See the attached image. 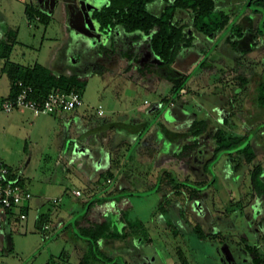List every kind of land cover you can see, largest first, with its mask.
I'll use <instances>...</instances> for the list:
<instances>
[{
    "label": "rangeland",
    "instance_id": "1",
    "mask_svg": "<svg viewBox=\"0 0 264 264\" xmlns=\"http://www.w3.org/2000/svg\"><path fill=\"white\" fill-rule=\"evenodd\" d=\"M247 1H216L233 19L238 14L235 21L241 24L242 36L228 29L207 35L195 31L193 47L185 49L181 59L171 63H161L151 52L148 36L139 32L125 33L121 27L118 32L109 33L100 49L91 37L79 36L75 41L74 33L67 28L61 0H0V8L22 37L13 45L11 61L22 68L38 62L53 70L55 59L65 47L74 46V52L82 53L83 58L78 65L72 68L68 65L63 72L87 73L85 85L79 87L84 101L78 108L80 113L98 118L96 108L101 105L103 115L100 118L109 119L114 126L108 129H113L119 137L125 133L126 126L141 124L137 116L143 119L145 126L136 139L127 137L125 143L112 146L107 142L114 174L119 164L134 166L135 172L136 169L144 171L143 177L151 182L159 179V184L163 178V185L189 186V192L197 194L199 201L202 185H209L206 204L209 203L215 214L220 210V215L232 221L237 231L231 230V233L244 228L250 235H256L254 228H260L264 222L263 206L252 177L256 166L264 171V128L257 129L264 125V105L258 103L259 84L264 79V36L256 31V26L261 25L264 30V14L245 8ZM28 5L44 8L50 17L45 22L29 18L25 11ZM159 7L160 1L156 3V8ZM176 16L188 25L191 23L192 14L185 9L177 11ZM181 81L178 93L174 92ZM0 82L7 83V77ZM142 106L149 110H143ZM179 106L186 111L184 115L176 112L174 107ZM71 112L37 115L27 108L0 109V160L19 178V185L32 194L21 206L0 207V264H65L63 252L59 254L66 243L69 245L64 236L72 234L86 238L78 229L86 227L92 217L101 221L100 207L107 205V212L114 210L115 200L108 199L110 195L105 194L91 203L89 212L80 205L91 194L92 187L104 190L110 184L109 174L103 173L93 186H89L76 174L63 178L62 171L55 168L64 149L72 148L63 137V125L67 122L59 116ZM166 118L181 119L167 123ZM151 125L153 130L148 136L146 131ZM176 126L181 128L183 136L179 144L173 146L179 159H174L175 152L172 153V148L156 135L167 137L168 130L173 128L174 131ZM192 126L203 128L196 136L203 142L189 152L182 151L183 144L188 141L185 133ZM218 127L237 135L229 137L228 132H223L222 144L229 147L220 151L215 150L213 137ZM141 135L148 136L146 147L150 156L139 159L140 165L137 143ZM245 135L251 136L244 151L253 149L252 159L236 151L222 153L244 143ZM162 165L169 174L161 171ZM173 171L174 181L170 176ZM73 189H80L82 194H74ZM53 198H58V203L53 202ZM21 212L26 214L25 218L20 217ZM170 220L164 218L161 227L165 228ZM45 224L48 228H44ZM224 233L221 235L228 234ZM169 235L172 244H184L183 232H170ZM248 250L256 253L257 247L249 246Z\"/></svg>",
    "mask_w": 264,
    "mask_h": 264
},
{
    "label": "crops",
    "instance_id": "2",
    "mask_svg": "<svg viewBox=\"0 0 264 264\" xmlns=\"http://www.w3.org/2000/svg\"><path fill=\"white\" fill-rule=\"evenodd\" d=\"M61 1L67 16V28L74 33V40L76 41L79 36L89 38L90 36L86 33V30L90 29V26L81 17L77 0ZM34 8L44 12L47 18L50 17L49 12L44 8ZM35 18L40 20L38 16ZM21 39L19 29H15L10 25L6 13L0 8V69L2 70L0 80L3 77L8 79L7 83L0 82L1 98L7 97L11 90V81L5 71V64L7 61H11L9 56L13 45ZM73 48L74 46L70 47V45L65 47L60 57L55 59L53 71L64 73L63 71L69 67L72 68L74 65H78L77 63L82 60L83 54L81 53L82 57H80V53L74 52ZM75 74L87 75L86 72H75ZM144 108L143 110H149L146 107ZM174 108L176 112L182 115L186 112L181 106ZM60 114H63V112ZM59 116L64 118L63 122H67V125H63L65 130L63 137L66 144H69V148L71 146L72 148L70 150L64 149L57 158L55 168L62 171L63 178H69L71 175L76 174L78 177L85 179L89 186H93L92 184L97 181L100 175L110 171L111 174L107 178L110 184L104 190L102 187H97V189L92 187L91 194L85 197L80 205L83 207L88 200L102 194L110 195L108 199L116 202L113 207L114 210L106 211L104 218L101 219L105 220L109 225V229L115 233L96 239L94 248H92L88 238H81L72 234L71 236H64L69 240V245L66 243L59 254L63 252L65 264H264V222L262 221L260 228H254L256 235H250L244 228L241 232L231 233V230L236 229L232 221L229 222V218L220 215V210L215 214V210L209 208V203L206 204L209 196L207 189L209 185H202V197L199 201L197 194L189 192V186L163 185L162 177L159 184V179L151 182L143 177L142 173L144 171L136 169V173L134 166L124 167L123 163L122 165L119 164L115 170L116 177L114 176L113 164L110 159L111 150L107 142H110L112 146L125 143L123 141L127 140V137L133 140L136 139L145 126L141 117L137 116L136 118V120L141 121L139 122L141 124L135 122L137 123L136 126H126V129L124 128L125 133L119 137V134L113 132V129H108V126L112 125L108 121L109 119L100 118L101 116H98V119L93 117L92 114L91 116L85 113L82 114L78 109L71 112L70 115ZM177 119L181 118H168L167 123ZM95 121L98 123H95ZM260 128H264V125L257 129ZM172 129L168 130L167 137L163 136L161 138L159 133H156V135L161 141L163 139V143L172 148L170 150L172 153L175 152L172 155L174 159H179L180 157L176 154L177 151L174 147L179 144L183 136L181 135V128L176 126L174 131ZM152 130L153 125L149 126L146 131L148 136ZM148 136L143 135L137 143V156L140 165L141 161L139 159L150 156L148 147H146ZM119 145L117 147H120ZM142 148L143 152L144 150L147 152L143 153ZM156 159L158 158L156 157ZM160 169L163 170L164 174H169L165 165L160 166ZM174 171L170 176H174ZM184 171L186 170L184 169ZM212 172L214 173V171ZM213 177V179L216 178L215 174H213ZM118 178L120 179L118 180ZM261 178L264 182L263 169ZM259 195L263 206L261 214L264 215V193ZM119 198L121 199L119 200ZM86 206L88 205L86 204ZM156 215L159 216L156 218ZM199 216H202V218ZM167 217L171 218V223H165V228H162L161 225L163 224L161 223ZM93 221L99 220L96 218L88 221L87 224H91ZM249 221L251 222L250 219ZM196 228L201 231V235L198 234ZM169 231L172 233L183 232L185 234L182 240L184 244L182 246L172 244ZM224 231L228 233L226 236L221 235ZM249 246L257 247L256 253L249 251ZM145 249H148V251H145ZM51 255L55 256V254Z\"/></svg>",
    "mask_w": 264,
    "mask_h": 264
},
{
    "label": "trees",
    "instance_id": "3",
    "mask_svg": "<svg viewBox=\"0 0 264 264\" xmlns=\"http://www.w3.org/2000/svg\"><path fill=\"white\" fill-rule=\"evenodd\" d=\"M123 1L128 4L127 10H124V6H121L118 7L120 10L116 12L113 11L110 6L107 8L106 13H104L103 16H100L101 21L103 24L120 23L126 30L140 29L145 34H149L152 52L163 61L161 63L173 60L176 52L181 47L189 46L193 38L192 35L188 36L185 30H182V28L171 23V11L176 6L187 9L192 13L193 25L195 29L202 34L207 35L228 29L238 36L243 35L240 22L235 21L237 16L233 19L225 8L217 5L216 0H174V5L167 8L163 17L154 16L145 10V3L149 0ZM116 7L117 6H115V8ZM244 7L250 9L254 13L264 14V0H251L250 5H248L247 1L244 4ZM25 11L29 18L38 16L39 19L44 22L48 20L44 12L38 8H34L32 5H28ZM260 26L257 24L256 31L264 36V30L261 29ZM262 26L264 27V17L262 20ZM5 71L11 81V90L8 96H13L18 91V82L20 81L23 84L32 85L38 93L46 94L52 88L64 90H69L71 88L80 89L79 87L85 85L87 78V75L58 73L38 62L31 67L22 68L15 62L7 61L5 64ZM182 84L183 81L180 82L174 92L178 93ZM258 91V103L264 105V79L259 84ZM198 122L199 120L197 123ZM202 131V127L192 126L189 131L185 133L188 141L183 144L182 151L189 152L190 150H193L197 144L203 142L201 138L196 137ZM225 131L226 130L221 127H218L214 131L213 137L215 141V150L220 151L226 146L229 147L228 145L222 144V140L224 139L222 135ZM228 136L233 137L237 135L228 132ZM247 137L248 136L245 135V139H247ZM249 144L250 140L240 148L226 149L222 151V153L229 152L232 154V152L236 151L239 154H244V156L250 160L254 156V150L250 149L247 152L244 151ZM215 150L213 151L214 156H216ZM211 160H208V162ZM208 162L207 164L209 165ZM106 173L107 175L111 174L110 171ZM261 173L262 167L260 166H256L252 172L253 181L259 194L264 193V182L262 181ZM171 179L174 181V176H171ZM180 185L178 184L177 186ZM99 198L101 197H93L91 200L87 201L86 204L88 206L86 212L90 211L91 203ZM85 205L82 208H84ZM108 210L109 207H107V205L105 207H100V214L103 216L101 219L104 218L105 212ZM95 219L96 217H92V219L89 220ZM84 229H86L85 232H83ZM78 231L80 235L88 238L92 248H94V243L99 237L115 233L109 229V225L105 220L93 221V223L87 224L86 227H80ZM196 231L201 235V231L198 228H196Z\"/></svg>",
    "mask_w": 264,
    "mask_h": 264
},
{
    "label": "built area",
    "instance_id": "4",
    "mask_svg": "<svg viewBox=\"0 0 264 264\" xmlns=\"http://www.w3.org/2000/svg\"><path fill=\"white\" fill-rule=\"evenodd\" d=\"M19 89L13 96H7L0 100V109L12 111L16 108L30 109L34 114H57L66 111H75L84 103L80 89L69 90L52 88L46 94L38 93L30 84L18 82ZM97 114L103 115L102 106L98 105ZM19 178L12 169L0 160V207L12 209L21 206L29 201L32 194L29 190L19 185ZM73 193L81 195L80 189H73ZM57 203L58 199L53 198ZM26 214L21 212L20 217L25 218ZM44 228H48L45 224Z\"/></svg>",
    "mask_w": 264,
    "mask_h": 264
},
{
    "label": "flooded vegetation",
    "instance_id": "5",
    "mask_svg": "<svg viewBox=\"0 0 264 264\" xmlns=\"http://www.w3.org/2000/svg\"><path fill=\"white\" fill-rule=\"evenodd\" d=\"M158 1L161 2V7H159L157 9L156 8V3ZM79 2H80L79 3L80 11H81V15H82L81 17L88 24V26H90V29H87L86 33L91 37V41L94 44H96L99 49L103 46L105 39H107L109 37L108 36L109 33L112 30L118 32L119 31L118 27H121L122 30L125 33L139 32V33H141V34H143L145 36H148V45H149V49L152 52L151 44H150V35L149 34H145L140 29L126 30V29H124V27L120 23L103 24V22L101 21V19H100L101 17L100 16H103L104 13H106L107 8L110 7V6L112 7L113 11H116V12H118L120 10V8H118V7H121V6H124V10H127L128 9V4H126L123 0H79ZM77 3H78V0H77ZM173 5H174V0H149V1H147L145 3V10L147 12L151 13L154 16L163 17L165 12L167 11V8L168 7H172ZM115 6H117V7L115 8ZM219 7H221V6H219ZM182 9L183 8H181V7H177V6L174 7L172 9V11H171V19H170V21L175 26H178V27L182 28V30H185L186 34L188 36L189 35L193 36V33L195 31H197L195 29L194 25H193V16L191 18V21H190L191 23L189 25L186 22H184L183 18L176 16L177 11L182 10ZM185 10H187V9H185ZM187 11H189V10H187ZM236 16H238V14H236ZM193 38H194V36H193ZM193 38H192L191 44L189 46L181 47L176 52L175 57H174L173 60H171L169 62H164V63H171V62L177 61L178 59H181V56H182L181 54L183 53V51L185 49H187V48H192L193 47V45H192ZM79 55H80V57H82L81 53ZM158 60L160 62H163L159 58H158ZM80 68H81V66H80Z\"/></svg>",
    "mask_w": 264,
    "mask_h": 264
},
{
    "label": "water",
    "instance_id": "6",
    "mask_svg": "<svg viewBox=\"0 0 264 264\" xmlns=\"http://www.w3.org/2000/svg\"><path fill=\"white\" fill-rule=\"evenodd\" d=\"M250 4H251V0H248V5H250ZM249 140H250V137H248L244 143H242L241 145H239L238 147H236L234 149H237V148L244 146ZM85 209H87V206L84 208V210Z\"/></svg>",
    "mask_w": 264,
    "mask_h": 264
}]
</instances>
